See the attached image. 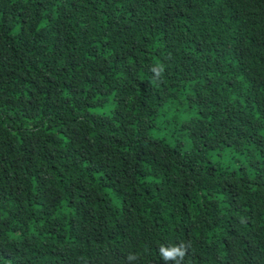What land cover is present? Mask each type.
<instances>
[{"label":"trees","instance_id":"obj_1","mask_svg":"<svg viewBox=\"0 0 264 264\" xmlns=\"http://www.w3.org/2000/svg\"><path fill=\"white\" fill-rule=\"evenodd\" d=\"M161 245L264 264V0H0V264Z\"/></svg>","mask_w":264,"mask_h":264},{"label":"clouds","instance_id":"obj_2","mask_svg":"<svg viewBox=\"0 0 264 264\" xmlns=\"http://www.w3.org/2000/svg\"><path fill=\"white\" fill-rule=\"evenodd\" d=\"M151 71L154 74L153 77V82H158L159 79L162 77V74L164 72V65L157 63L155 65H153V67L151 68ZM159 255L160 257L163 259V261L168 262V261H174L175 264H181V260H183V258L186 255V248L181 245V246H176V245H172V246H164L161 245L159 247ZM128 261L131 260H136L137 256L130 254L127 257Z\"/></svg>","mask_w":264,"mask_h":264}]
</instances>
